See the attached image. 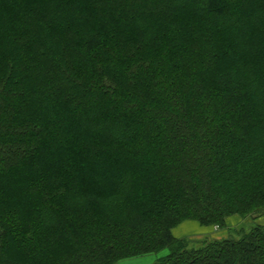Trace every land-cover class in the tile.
<instances>
[{"label": "trees", "instance_id": "1", "mask_svg": "<svg viewBox=\"0 0 264 264\" xmlns=\"http://www.w3.org/2000/svg\"><path fill=\"white\" fill-rule=\"evenodd\" d=\"M262 216L264 0H0V264H264Z\"/></svg>", "mask_w": 264, "mask_h": 264}, {"label": "rangeland", "instance_id": "2", "mask_svg": "<svg viewBox=\"0 0 264 264\" xmlns=\"http://www.w3.org/2000/svg\"><path fill=\"white\" fill-rule=\"evenodd\" d=\"M231 217H233V218H231ZM231 217H230L231 218L230 221H228V230L218 229V230L214 231L212 229L210 231L211 234H209L208 237H206V236L205 237L204 236H202V237L201 236L200 237H191L192 238V239H190L191 242H192L191 244L196 246L199 243L200 239L202 240V239H205V238H212V236L214 237V235L218 236V235H221L223 233L225 234V236L229 234L230 237H233V236L235 237L236 233L235 232L232 233V230L233 231L239 230L240 228L245 227V224L241 223L239 225V223L237 221H235V220H238V221L242 220V217H240L239 215H233ZM233 219H234L235 222L233 221ZM191 222H195V221H191ZM192 232H195V230L192 229ZM195 238H197L198 240H195ZM187 239H189V238H187ZM162 253H160L158 255H162ZM155 257H156L155 255H145V256H140V257L128 258V259H125V260H121V261H119L116 264H150L154 260Z\"/></svg>", "mask_w": 264, "mask_h": 264}, {"label": "crops", "instance_id": "3", "mask_svg": "<svg viewBox=\"0 0 264 264\" xmlns=\"http://www.w3.org/2000/svg\"><path fill=\"white\" fill-rule=\"evenodd\" d=\"M233 218V217H231ZM228 219V221H230V219ZM234 221V219H233ZM239 223V225L241 223H244L246 224V220H235ZM234 221V222H235ZM254 223H257V224H262L264 225V216L260 217V218H257L256 220L253 221ZM228 223V222H227ZM192 229L195 230V232H192ZM217 230L213 227H206V226H200L198 223L196 222H191V221H186V222H183L181 223L179 226H177L174 230V234L178 237V238H191V237H202V236H206L208 237L211 230ZM225 234H221V235H218V236H215L214 235V238H222L224 237ZM213 237V236H212Z\"/></svg>", "mask_w": 264, "mask_h": 264}]
</instances>
